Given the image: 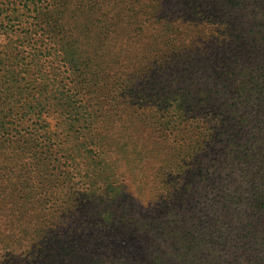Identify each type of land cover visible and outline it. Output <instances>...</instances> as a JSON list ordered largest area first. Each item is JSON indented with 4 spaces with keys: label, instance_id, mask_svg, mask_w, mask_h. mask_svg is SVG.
<instances>
[{
    "label": "trees",
    "instance_id": "obj_1",
    "mask_svg": "<svg viewBox=\"0 0 264 264\" xmlns=\"http://www.w3.org/2000/svg\"><path fill=\"white\" fill-rule=\"evenodd\" d=\"M2 2L12 12L9 29L17 31L19 26L23 40L38 38L31 41L35 53L30 64L42 74H51L47 94L82 100L78 108L87 118L69 119L64 142L70 137L73 144L82 139L94 141L92 132L101 116L91 109L107 105L108 134L116 140L108 145L105 189L111 212L118 214L119 221L98 223V230L114 231L134 241L141 264H264V95L254 97L252 93L258 85L256 76L248 77L241 88L237 85L238 94L232 96L229 90L234 82L209 74L215 70L224 75L227 65L244 53L243 48L228 45L215 53L207 40L197 46L200 39L194 40L188 31L182 37L174 34L173 19L181 25L191 24L176 0ZM112 9L114 17L110 18ZM103 15L107 27L100 20ZM204 22L214 27L211 20ZM87 29L96 44L107 40L105 70L96 69L92 78L78 70L72 53H77V40L82 32L87 36ZM202 30L191 29L196 36L206 33ZM115 33L121 44L116 50L108 42ZM136 46L140 52L126 59L125 49L132 51ZM60 68L66 77L59 76ZM62 80L68 82L62 84ZM52 100L45 106L48 115L55 106L51 107ZM143 102L145 107L154 103V108L145 111L151 117L141 115L144 108L139 103ZM80 122L87 123L91 133L73 132ZM44 130L42 140L35 139V130L25 134L15 129L2 139L0 135V152L9 156L4 164L0 162V264H44L51 243L59 250V258L65 252L64 241L70 243V254L79 250V215L88 205L82 201L92 200L84 187L88 181L77 174L71 149L57 144L56 131ZM62 152L66 155L63 161L59 159ZM25 153L27 160L21 159ZM44 168L51 178L47 181L51 188L45 186L46 190L61 199L68 220L56 222V211L51 209L44 222L45 215L37 220L36 211L15 205L16 200L11 204V188L17 189L18 199L30 178L39 180V170ZM24 173L27 178L18 179ZM187 190L192 199L186 205L187 209L192 206L188 221V213L176 216L172 201L184 197ZM213 208L229 227L228 236L217 241L194 236L190 228L198 226V222L193 224L198 212ZM149 215L155 223L141 224ZM176 231L181 239L173 251H183L168 258L162 247L171 244L169 236ZM204 249L209 254L199 257L197 252Z\"/></svg>",
    "mask_w": 264,
    "mask_h": 264
},
{
    "label": "rangeland",
    "instance_id": "obj_2",
    "mask_svg": "<svg viewBox=\"0 0 264 264\" xmlns=\"http://www.w3.org/2000/svg\"><path fill=\"white\" fill-rule=\"evenodd\" d=\"M2 3L0 4L1 139L6 137L7 134L13 133L10 131H14L15 129L18 131L22 130L25 134L31 132V130L37 131L38 135L35 134L36 140L43 139L41 133L45 132V128L49 129L50 133L56 131L58 134L57 144L65 150L71 149L70 155L74 160L76 172L88 181L84 187L86 190H89V194L92 197V200L82 201V203H87L88 205L83 207L84 211L79 215L82 224L80 225L82 232H80V237L77 239L79 250L70 254V251L67 250L70 243H68L69 241H64L62 242V248L65 252L62 258H59L57 256L59 250L54 248L52 243L48 244L47 254L49 257L45 260L44 264H141L139 261L141 254L134 241H130L128 240L129 238L126 239V237H122L119 233H114V231L98 230V223L103 222L108 224L109 222H115L117 224L119 221L116 220V215L118 216V214L111 212L110 207L112 204L108 200L110 199L111 201V198H107V189H105V185L107 184L108 145L113 140H116L114 134H108L111 130L108 131L107 128V105L91 109L101 116L98 118L97 125H94V131L92 132L95 138L94 141H84L82 139V143L73 144V138L70 137L67 139V142H64V138L70 128L69 119H72L74 116L78 121L87 118L81 109L78 108V101L82 102V100L77 97L70 98L65 97V95L59 97L58 94L52 97L47 94L45 88L51 86V84H48L51 74H42V72H38L30 64V58L35 53L33 52L34 45L31 41L38 40V38L23 40L21 39L23 34L19 26L18 30L15 28L17 31H14L12 28L9 29L8 22L13 17L12 12L6 2ZM175 3L181 11H184V16L190 21L188 23L191 24L187 25V23L181 22V25L173 19L174 34L182 37L188 31V34H192L195 37L194 40L200 39L195 42L197 46L206 43L205 40H207L208 44L211 45L212 51L215 53H218L221 48H226L228 45L231 47L237 44L243 48L244 53L237 55L227 65V70L224 75H221L220 72L215 70H209V74L220 78L225 77L230 83L234 82L229 90L232 96L238 94L235 92L237 85L241 88L248 81L246 80L248 77L256 76L257 81L255 82L258 85L255 89L252 87V93L254 97L264 95V72L262 71L264 66V0H176ZM112 10L110 18L114 17V9ZM120 14L122 15V13ZM116 17L118 16L116 15ZM202 19L204 21L211 20L214 23V27L204 24L205 22ZM100 20H105L104 23L107 27V16L103 15ZM197 20L202 22L200 24L201 26L194 24L198 22ZM88 22L89 20H86V23ZM191 29L197 32L206 29L204 31L206 33L196 36ZM92 33L96 35V29L92 28ZM74 36L77 37L79 35L74 33ZM63 41L67 43V40ZM77 42V53L75 54L73 51L72 53L73 58L77 62L78 70H85L90 78L96 75L94 73L96 69L97 71L99 69L105 70L107 40L101 44H96L95 41L90 39V31L87 29V36L82 32ZM108 42L113 47L112 49H114V46L115 50L118 47L121 48L120 36L116 33L115 35H111ZM112 52L114 51L111 50L109 53ZM137 52H140L139 46L134 47L132 51L125 49L126 59L127 57L128 59H132L133 54ZM44 71L48 72L46 69ZM63 72L64 68L58 70L60 77L67 76ZM229 73L230 76L228 77ZM259 75L261 76L258 77ZM67 82V80H62V84H66ZM258 87H261V89ZM53 98L54 100H52ZM92 99H94V95ZM49 100H52L51 107L55 105L50 115L47 114V107H45ZM143 106L144 102L139 103V108H144V111L140 112L141 115L151 117L152 114L145 111L146 108H154V103L150 106ZM39 112H42L41 117H39ZM225 117L229 116L225 114ZM86 131L91 133L87 123H76L73 127V132L80 133L81 135L86 133ZM107 134L109 136L108 139ZM71 135H74V133L68 136ZM35 145L30 146L34 148ZM38 152H42V149H39ZM64 152L66 154V151ZM64 152L59 154L61 161L66 156ZM21 156V159L27 160V153ZM41 157L43 155H40ZM8 160L9 156L0 152V162L5 163ZM39 172V180L34 181L31 177L30 184L29 182L26 183V190L17 195L18 199H16L17 189L11 188V192L14 193L11 204H14L16 200L15 205H21L25 210L36 211L39 214L37 220H40L45 214L50 213L51 209H55L56 211L54 216L56 222H60L61 219L68 220L70 215L67 209L63 208L61 199L54 196V191L46 190L45 186L48 189L51 188V184L47 182L51 180L48 176L49 174L45 171V168L43 171L39 170ZM26 176L27 174L24 173L18 179L22 178V180H25L27 178ZM77 176L80 177L79 175ZM81 184L83 183L81 182ZM42 193H46V195L44 196ZM38 195L44 197L40 196V198H37ZM180 196H176L172 200L174 204L173 208L176 216L178 215L180 217L188 213L186 220L188 221L191 217L190 213L192 212V206L189 205V209L186 207L189 201L192 200L191 195H189V190L184 193V197ZM92 206H95L96 209H93ZM47 209H49V212H46ZM216 212H218L216 208L207 209L204 213L201 210L198 212L196 217L199 216V218L193 222L194 225L198 222V226L196 228H190L194 232V236L204 240L209 239L210 241L221 240L228 236L229 227L223 224L221 216L217 217ZM152 218H154L153 215H149L146 219L143 218V221L140 220V223H151L153 225L155 221ZM47 220L48 218L45 215L43 221L46 222ZM236 223L234 222V224ZM197 229L200 230L196 232ZM246 230L247 228L244 229V231ZM180 235L181 233L176 231L175 234L173 233L169 236V238H172L171 244H167L164 248L162 247L161 252L164 256L170 258L171 256L178 257L181 255L183 250L173 251L176 243L181 239L179 237ZM231 238L232 235L228 237V239ZM144 252L149 253V251ZM197 253L199 257H205L209 254L206 249L202 250L201 253Z\"/></svg>",
    "mask_w": 264,
    "mask_h": 264
}]
</instances>
